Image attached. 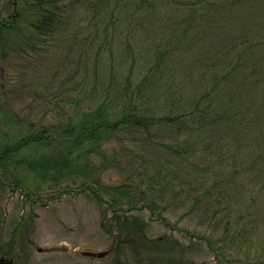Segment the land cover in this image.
I'll use <instances>...</instances> for the list:
<instances>
[{
  "label": "rangeland",
  "instance_id": "374dc122",
  "mask_svg": "<svg viewBox=\"0 0 264 264\" xmlns=\"http://www.w3.org/2000/svg\"><path fill=\"white\" fill-rule=\"evenodd\" d=\"M29 1L31 10L19 17L21 10L16 0H0L2 21L9 24L14 15H19L9 30L0 31V128L8 134V143L31 131L80 119L84 112L98 107L103 97L120 105L119 93L126 81L136 88L148 79L141 86L146 94L141 95L138 106L153 117L170 113L162 92L168 88L180 96L185 94V99L181 97L182 110L189 109L184 106L190 97L208 93L218 110L238 108L243 114H253L252 101L260 108L264 105V84H252V68H247L252 59L264 68V0H75L56 8L59 19L53 24V34L42 35L34 29L42 16L36 9L39 1ZM192 4H198L215 28V47H222L228 55L217 51V57L208 60L207 63L216 59L219 62V68L210 74L204 61L209 55L204 54L207 38L199 41L200 37L187 45L191 55L184 51L185 55L178 56L174 51L175 56H168L160 65L159 74L149 72L156 49H165L158 41L169 36L166 25ZM205 34L209 37L206 29ZM243 41L258 48L254 47L250 60L240 65L236 56L242 52ZM173 47L178 50L177 45ZM180 61L184 68L179 67ZM233 66L236 68L227 84L214 90L213 78L228 73ZM242 76L245 80L240 79ZM150 77L160 80L155 90L147 88L148 84L155 87ZM239 101L244 105L238 106ZM179 113L182 111L171 112ZM8 118L12 122L5 126L4 119L10 122ZM210 123L195 124V133L167 136L171 140L164 138L161 142L181 145L187 141L193 147V143L197 144L194 159L201 157L207 147L215 151L232 147L224 124L214 123L212 126L217 128H213L208 127ZM260 123L256 128V122L250 120L249 130L264 132V122ZM248 140L254 151L253 138ZM260 143L264 145V141ZM43 154L27 148L22 156L33 162ZM48 155L52 153L45 156ZM163 155L161 150H147L121 138L104 147L99 155H91L89 161L92 173L98 172L103 185H137L148 198L165 201L173 196H163V186L178 183L160 181L159 176L156 182L151 179L154 171L178 166L177 158L175 164L167 166L162 162ZM114 157L117 163L112 162ZM143 174H150L148 180ZM19 176L21 187L12 182V173L0 174V260L13 264H223L219 253L222 248L216 242L222 225L205 224L206 215L223 205L217 192L209 196L207 181L188 178L180 183L177 193L181 195L176 200L185 204L177 205V211L167 205L164 211H152L139 204L134 210L124 205L114 215L106 204L99 205L90 195L80 192V184L91 183L82 176L62 182L48 176L42 180L26 170H20ZM198 193L206 199H195ZM196 200L199 209L186 215ZM217 214L222 219L229 215L234 221L231 211ZM124 215L140 217L145 222L146 235L152 242L148 249L120 234L116 217ZM263 228L264 225L261 231ZM106 251L110 255L103 259L82 255ZM238 252L230 251L231 259L239 258Z\"/></svg>",
  "mask_w": 264,
  "mask_h": 264
},
{
  "label": "trees",
  "instance_id": "16d2710c",
  "mask_svg": "<svg viewBox=\"0 0 264 264\" xmlns=\"http://www.w3.org/2000/svg\"><path fill=\"white\" fill-rule=\"evenodd\" d=\"M38 1L36 9L41 10L42 16L34 29L42 35L49 34V32L53 34L55 30L53 24L57 18L56 8L61 3L75 0ZM15 4L21 10L20 16L18 13L14 15L9 24L0 19V31L9 30L14 23V18L17 19L18 16L25 15L27 10L32 8L29 0H16ZM197 6L198 4L188 5L181 15L177 13L171 18L166 25V29L170 31L169 36L164 39L165 41H158V45L164 46L165 49H156L154 52L156 59L149 72L153 70V74H159L158 71L162 68L160 65L168 56H175L174 51L178 56L185 55L184 51L191 55L187 45L191 40H198L200 37L199 41L207 38L204 54L208 53L209 55L204 61L208 66L209 73L211 74L219 68L218 59L210 63H207L208 60L214 56L217 57V51L223 53L228 51H224L220 46L219 48L215 47L217 43L214 37L215 28L205 19L203 10ZM205 29L209 32V37L205 34ZM175 45L178 46V50L174 49L173 46ZM254 47L258 48V45L251 46L248 41L242 42V52L236 56L240 65L250 60ZM180 66L184 68V62L180 61ZM248 67L252 68L250 72L252 80L250 82L254 85L264 84L261 82L264 81V68L259 65V61L252 59ZM235 68L236 66H233L228 73L224 72L220 77L215 76L213 78L214 90L219 89L220 86H223L222 84H227L226 80L233 75L232 71ZM240 79L245 80L244 76ZM145 81L148 79L141 82L136 88H132L130 83L126 81L119 93L122 96L120 105L116 104L114 99L108 100L109 97H103V101L98 107L84 112L80 119L64 126L54 125L44 130L31 131L24 137L16 139V141L13 140V143H8V134L0 128V174L4 176L5 173H12V182L15 186L20 187L22 186L19 176L20 170H26L42 180H46L48 176L56 182L82 176L91 180V183L83 182L80 184V192L90 195L91 199L99 205L106 204L109 210L114 212V215L118 211L120 212L124 205L128 209L134 210L139 204H141L140 208L147 206L152 211H164L166 209L163 206L166 205L168 209L177 211V205L184 206L185 204L181 200H176V197L181 195V193H177L180 183L188 178L198 180V182L207 181L210 185L209 196L217 192L223 205L219 211L213 209L211 215L207 214L205 223L210 227H215L218 223L222 225L221 236L216 239L222 248L219 249L222 263L264 264V230L261 231L264 225L262 224L264 222V145L260 143L264 141V132L250 131L251 125L248 124L252 120L256 122L255 127L258 128L262 124L260 122H264V105L261 104L260 108L254 105L252 101L253 114L249 111L243 114L238 108L225 111V107H222L218 110L214 98L208 93L201 97H190L188 104L184 106H189V109L182 110L181 97L185 99V94L180 96L173 89L168 88V91L162 90V92L170 113L157 117L148 116L138 106L141 95L146 94V91L141 88ZM151 81L155 82V87L148 84L147 88L150 89L151 87L155 90L156 84L160 80L150 77L149 82ZM242 102L239 101L237 105H244ZM111 106L112 111L110 110ZM118 108L119 110L116 111ZM176 111H182V113L171 114V112ZM6 112L8 111L6 110ZM5 115L9 116V112ZM7 120L10 122L4 119L5 126H9V123L12 122L9 118ZM209 122L211 123L208 127L213 128H217V126H212L214 123L224 124L226 136L231 139L232 147H228L226 150L218 148L216 151L207 147L206 152L202 151L201 157L194 159L198 152L197 144L193 143V147L187 141L181 145L173 142H161L164 138L170 141L171 139L167 136L177 137L181 134L195 133L198 130L195 124L204 125ZM238 123L239 127L237 128ZM250 137L254 140V151L251 150L248 140ZM121 138L134 146L147 150H161L165 154L161 156V158L163 157L162 162L166 165L175 164L174 158H177L176 166L178 167H168L169 169L165 167V169H160V172L154 171V177L151 179L156 182L159 176L160 181L174 180L177 182L178 184L173 185V187L163 186L162 188L163 196L169 194L173 197L161 201L148 198L149 195L140 191L141 188L137 185L110 187L100 183L98 172L94 170L95 174L91 171L90 157L91 155H99V151L104 147ZM27 148L44 154L36 161L31 162L22 156L23 150H27ZM47 153H52V155L45 156ZM114 153L117 155V152ZM116 160L117 158L114 157L112 162L117 163ZM195 160L200 161L195 162ZM143 175L148 180L150 174ZM189 184H192L193 188V183ZM201 195L198 193L195 199L202 197L206 199V196ZM106 197L110 199L106 200ZM194 203L193 208L186 210V215L199 209L198 200ZM218 205L220 206V204ZM231 206H234L235 209H232ZM177 207L180 208V206ZM230 211L234 216L233 222L230 221L229 215L222 219V216L217 214L218 212L229 214ZM116 221L115 224L120 234L131 241L143 243L142 245L146 249L152 245L146 235L147 227L142 218L124 215L123 217H116ZM241 246L242 248H240ZM232 250L236 254L241 251V253L238 252L239 258L231 259L232 255L229 253Z\"/></svg>",
  "mask_w": 264,
  "mask_h": 264
},
{
  "label": "water",
  "instance_id": "95a60500",
  "mask_svg": "<svg viewBox=\"0 0 264 264\" xmlns=\"http://www.w3.org/2000/svg\"><path fill=\"white\" fill-rule=\"evenodd\" d=\"M110 254V251L106 252H83L82 255L87 258H92V259H103L106 258ZM0 264H13L12 261H7V260H0Z\"/></svg>",
  "mask_w": 264,
  "mask_h": 264
}]
</instances>
